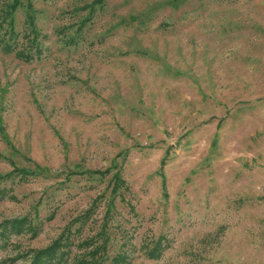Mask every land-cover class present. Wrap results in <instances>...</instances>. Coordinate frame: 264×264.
<instances>
[{
  "label": "rangeland",
  "instance_id": "rangeland-1",
  "mask_svg": "<svg viewBox=\"0 0 264 264\" xmlns=\"http://www.w3.org/2000/svg\"><path fill=\"white\" fill-rule=\"evenodd\" d=\"M30 3L35 41L23 5L0 46V264L99 230L121 264H264V0Z\"/></svg>",
  "mask_w": 264,
  "mask_h": 264
},
{
  "label": "trees",
  "instance_id": "trees-1",
  "mask_svg": "<svg viewBox=\"0 0 264 264\" xmlns=\"http://www.w3.org/2000/svg\"><path fill=\"white\" fill-rule=\"evenodd\" d=\"M22 0H0V28L3 23L5 24L4 33H6L8 36L6 39L0 38V46L1 50L3 52H8L12 48H14L13 44L9 43V38L14 36L13 30H12V14L15 11V9L18 6H25L26 8V15L25 18L27 20V24L30 27L31 33H33V36L29 39L30 42L35 41V33L34 29L32 28V15L29 13L31 9V3L30 0H24L22 3ZM25 3V4H24ZM28 39V38H27ZM36 52L38 53V50L36 49ZM15 55L18 57L23 58L24 60H30L31 55L28 53H25L23 51L17 50L15 51ZM21 175H27L32 173L31 171H28L26 169H23L19 171ZM101 173V172H100ZM112 181V188L111 193H114L116 188L118 187V184H120L119 177L114 173L112 177L110 178ZM4 190L3 188H0V196L3 195ZM86 219V214H83L81 216L80 222H83ZM83 220V221H82ZM5 225V226H4ZM6 225L8 226V231H17L21 226L22 223L20 220H11L8 222H5L4 224L0 225V239H5V229ZM31 231H34V227H29ZM101 238L100 242L98 244H94L91 249H87L83 255H74L72 256L73 261L68 262L67 260V250L63 247L66 246L68 241V235H60L56 239H54L48 246H46L43 249L35 250L30 253L29 256L25 257L27 258L26 264H121L126 263L127 258L124 253H115L113 256L108 257L105 255V244L107 242V236L99 230L98 232L94 233V237ZM90 239V238H89ZM82 243H85L84 240L81 241L78 245H82ZM162 247V244L160 241H155L151 248L148 250L147 255L150 258H157L160 249Z\"/></svg>",
  "mask_w": 264,
  "mask_h": 264
}]
</instances>
